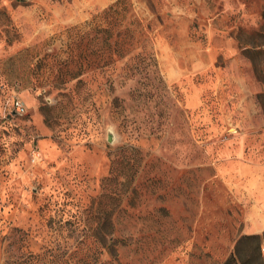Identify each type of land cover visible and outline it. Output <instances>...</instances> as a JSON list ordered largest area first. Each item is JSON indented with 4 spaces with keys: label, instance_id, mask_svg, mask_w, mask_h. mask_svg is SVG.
Here are the masks:
<instances>
[{
    "label": "rangeland",
    "instance_id": "374dc122",
    "mask_svg": "<svg viewBox=\"0 0 264 264\" xmlns=\"http://www.w3.org/2000/svg\"><path fill=\"white\" fill-rule=\"evenodd\" d=\"M116 1L0 0V264H222L264 233V0H124L146 42L95 57Z\"/></svg>",
    "mask_w": 264,
    "mask_h": 264
},
{
    "label": "trees",
    "instance_id": "16d2710c",
    "mask_svg": "<svg viewBox=\"0 0 264 264\" xmlns=\"http://www.w3.org/2000/svg\"><path fill=\"white\" fill-rule=\"evenodd\" d=\"M124 0H117L111 6H109L106 10H104L101 14V18L103 21L107 22V27L101 28V24L98 27H95V33L105 34L106 37L103 41H101V46L97 49V51L92 52L95 57L102 58L105 54L111 58V55L118 58H125L136 43H139V38H136V34H139V37H144L142 40L146 42V38L143 35V31L138 30L136 28H129L123 22L125 20V8L122 9V14L119 18L115 16L119 13L118 7L124 4ZM116 33V34H115ZM115 35V41L113 43L110 42ZM84 40L83 36H79L77 41L75 42V48L80 47ZM253 54L255 55H264V52L255 51ZM79 59L83 60L85 56H83L82 51L79 52ZM135 59H139L142 64L138 67H135L137 72L141 70H145L147 67V63L150 62L151 57L146 52L145 45L141 47V52L134 57ZM256 62L253 59V63ZM255 70L256 68V64ZM260 74V72H259ZM259 101L261 103L262 108H264V94L259 95ZM262 249H264V233L261 235H243L236 242L233 252L229 255V257L222 264H264V254H262Z\"/></svg>",
    "mask_w": 264,
    "mask_h": 264
},
{
    "label": "built area",
    "instance_id": "2783aa9c",
    "mask_svg": "<svg viewBox=\"0 0 264 264\" xmlns=\"http://www.w3.org/2000/svg\"><path fill=\"white\" fill-rule=\"evenodd\" d=\"M10 105L12 111L17 114H23L25 112L24 105L18 100H12Z\"/></svg>",
    "mask_w": 264,
    "mask_h": 264
}]
</instances>
